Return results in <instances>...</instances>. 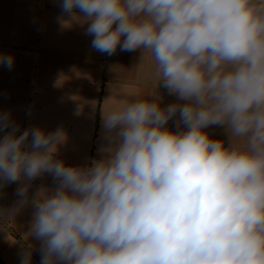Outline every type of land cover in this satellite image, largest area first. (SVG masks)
<instances>
[{
    "label": "clouds",
    "instance_id": "1",
    "mask_svg": "<svg viewBox=\"0 0 264 264\" xmlns=\"http://www.w3.org/2000/svg\"><path fill=\"white\" fill-rule=\"evenodd\" d=\"M60 7L61 28L86 26L95 51L151 54L160 84L185 103L161 107L155 93L103 112L108 155L87 167L55 158L62 129L20 132L0 112V187L23 181L0 219L31 204L40 264H264V0ZM0 66L11 71L14 55L0 53ZM173 117L186 131L165 127ZM210 125L226 126L227 146L210 139ZM46 173L57 187L30 199Z\"/></svg>",
    "mask_w": 264,
    "mask_h": 264
},
{
    "label": "crops",
    "instance_id": "2",
    "mask_svg": "<svg viewBox=\"0 0 264 264\" xmlns=\"http://www.w3.org/2000/svg\"><path fill=\"white\" fill-rule=\"evenodd\" d=\"M60 4L61 0H0V53L15 57L11 71L0 66V112H10L20 132L29 127L45 132L62 129L65 140L55 158L66 166L87 167L92 160L108 155L109 144L102 139L103 112L123 107L137 97L152 100L148 95L155 93L161 107L185 102L160 84L151 54L144 55L142 49L122 52L118 47L108 56L91 47L86 26L73 23L62 29L58 22ZM176 120L173 117L165 127L186 131L184 126H176ZM204 131L210 139L222 140L227 146L225 125H210ZM3 135L0 132V139ZM22 182L0 187V209L16 207V190ZM57 183L48 173L35 178L29 198L41 188L55 190ZM34 211L28 204L0 219L3 264H21V253L26 249L31 250V264H40L41 242L28 235Z\"/></svg>",
    "mask_w": 264,
    "mask_h": 264
},
{
    "label": "trees",
    "instance_id": "3",
    "mask_svg": "<svg viewBox=\"0 0 264 264\" xmlns=\"http://www.w3.org/2000/svg\"><path fill=\"white\" fill-rule=\"evenodd\" d=\"M0 264H3L1 260H0Z\"/></svg>",
    "mask_w": 264,
    "mask_h": 264
}]
</instances>
